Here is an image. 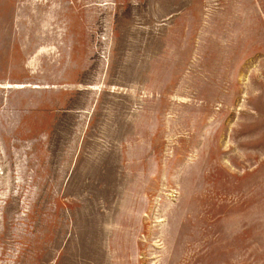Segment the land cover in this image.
Here are the masks:
<instances>
[{
    "label": "rangeland",
    "instance_id": "rangeland-1",
    "mask_svg": "<svg viewBox=\"0 0 264 264\" xmlns=\"http://www.w3.org/2000/svg\"><path fill=\"white\" fill-rule=\"evenodd\" d=\"M0 264H264V0H0Z\"/></svg>",
    "mask_w": 264,
    "mask_h": 264
},
{
    "label": "crops",
    "instance_id": "crops-1",
    "mask_svg": "<svg viewBox=\"0 0 264 264\" xmlns=\"http://www.w3.org/2000/svg\"><path fill=\"white\" fill-rule=\"evenodd\" d=\"M13 11H14V20H17V9H15V7H14V10ZM15 24H16V21H15ZM14 29H17V27L14 28ZM70 41L71 40H68L66 43L64 41H61V47L64 50L62 51V54L59 55L61 57V59L58 60V62L60 64H62L63 62L65 63L69 59L70 56L72 58L73 55L77 56V54H78V49H76V50L73 49L74 51H76V53L70 54V46H74L75 45L74 43H71ZM14 52H15L13 54L14 55V60L12 61V64H11V67L10 68L14 72V75L17 76V71L22 70L21 69V64H20L21 63V49L20 50H17V42L14 45ZM82 54L84 55V53H82ZM82 54H80V55L78 54L79 57H78L77 63L75 65H73L72 68H69V69L73 70V74H72L73 76H79L78 73H80V71L85 70L86 67H87V64L84 63V60L86 58L85 59L82 58L81 57ZM29 65H32V62L31 61H30ZM64 66H65V64H64ZM68 67H69V65H68ZM61 68H64V67L62 66ZM29 69H32V67H29ZM17 83H18V81L16 80V83H15V87L16 88H17V86H22V85H25V87H23V88L31 87V88L34 89V86L36 87V85H31V84H21V85H17Z\"/></svg>",
    "mask_w": 264,
    "mask_h": 264
}]
</instances>
